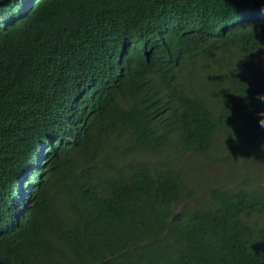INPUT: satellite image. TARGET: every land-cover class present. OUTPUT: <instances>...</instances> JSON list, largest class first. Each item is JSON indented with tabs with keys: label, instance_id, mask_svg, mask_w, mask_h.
<instances>
[{
	"label": "trees",
	"instance_id": "trees-1",
	"mask_svg": "<svg viewBox=\"0 0 264 264\" xmlns=\"http://www.w3.org/2000/svg\"><path fill=\"white\" fill-rule=\"evenodd\" d=\"M0 264H264V0H0Z\"/></svg>",
	"mask_w": 264,
	"mask_h": 264
},
{
	"label": "rangeland",
	"instance_id": "rangeland-1",
	"mask_svg": "<svg viewBox=\"0 0 264 264\" xmlns=\"http://www.w3.org/2000/svg\"><path fill=\"white\" fill-rule=\"evenodd\" d=\"M218 168L215 167V168H208V173L211 172V173H214V170H217ZM207 177H210V176H207ZM211 178V177H210Z\"/></svg>",
	"mask_w": 264,
	"mask_h": 264
},
{
	"label": "clouds",
	"instance_id": "clouds-1",
	"mask_svg": "<svg viewBox=\"0 0 264 264\" xmlns=\"http://www.w3.org/2000/svg\"><path fill=\"white\" fill-rule=\"evenodd\" d=\"M216 173V172H214ZM214 173L209 172V176L212 178L214 176Z\"/></svg>",
	"mask_w": 264,
	"mask_h": 264
}]
</instances>
